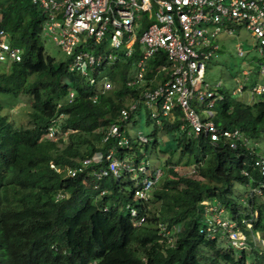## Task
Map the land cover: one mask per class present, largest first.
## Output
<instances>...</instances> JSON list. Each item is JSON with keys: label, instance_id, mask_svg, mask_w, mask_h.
<instances>
[{"label": "trees", "instance_id": "1", "mask_svg": "<svg viewBox=\"0 0 264 264\" xmlns=\"http://www.w3.org/2000/svg\"><path fill=\"white\" fill-rule=\"evenodd\" d=\"M43 19L32 0H0V32L22 51L19 61L0 65V95L26 96L31 119L29 126L16 127L1 112L0 100V264H264V252L253 238L255 232L264 237V199L247 190L263 180L253 164L257 150L187 139L179 131V118L163 119L157 126L142 104L124 126L128 148L118 147L115 139L102 142L107 127L139 96L126 86L133 59L101 66L92 78L70 72L67 56L57 63L46 53ZM159 64H167L164 53L149 61L146 78ZM103 73L114 87L94 101ZM245 80L243 91L251 90L257 78ZM150 86L147 81L143 88ZM219 92L223 99L215 105L216 125L238 128L254 142L264 135V95L243 102L225 86ZM142 110L146 124L153 123L146 144L136 142L131 132ZM52 128L56 140L47 136ZM162 133L171 134L189 155L195 172L180 175L166 159L147 201L134 197L136 181L130 174L95 181L93 172L103 164L83 165L96 151L113 146L116 154L135 151L142 158L143 152L158 148ZM237 186L247 191L244 199L236 194ZM204 201L217 203L225 221L246 234L249 252L220 237L223 227L210 219ZM132 207L137 216L130 215ZM243 219L251 220L252 228ZM209 225L216 228L213 239L207 238Z\"/></svg>", "mask_w": 264, "mask_h": 264}, {"label": "built area", "instance_id": "2", "mask_svg": "<svg viewBox=\"0 0 264 264\" xmlns=\"http://www.w3.org/2000/svg\"><path fill=\"white\" fill-rule=\"evenodd\" d=\"M32 2L44 16L41 26L43 38L52 41L70 59V72L92 78L91 74L101 66L111 67L126 58L133 59L126 86L137 89L139 96L130 100L127 108L121 110L118 122L107 127L102 142L115 139L118 147L128 148L130 138L125 134L124 126L130 113L142 104L150 111V118L157 126L162 124L163 119L179 118V131L187 139L203 137L216 146L222 142L224 145L229 143L233 148L244 146L250 153L257 150V143L252 142L240 129L219 127L214 122L215 105L223 99L219 90L224 84L221 80L209 82L206 68L211 59L219 54L221 40L238 37L244 29L253 38L258 57L256 60L249 59L256 63V67L248 64L242 70V75L245 79L252 74L257 78L263 77L262 82L256 81L247 91L251 99L255 95H264V0ZM6 36V33L0 32V65H9L21 59V49L7 42ZM161 53L165 54L167 64H159L153 70L152 77L146 78L149 61ZM236 53L239 57L245 55L240 46L236 47ZM147 81L153 86L143 88ZM97 84L94 101L114 87V82L106 73L99 76ZM242 92L241 84L232 91L233 94ZM69 97L71 101L74 92H70ZM54 131L50 129L47 136L55 139ZM134 140L146 144L151 138L137 132ZM115 151L114 146L105 153L96 151L83 161V165L103 164L93 172L95 181L109 175L117 178L122 174H130V178L136 181L134 197L147 201L151 190L163 176V169L151 166L148 160L137 158L135 151L130 156H122ZM253 164L263 180L251 189L250 195L256 192L264 199L261 190L264 188V154L257 151ZM75 172L73 169L68 173L73 176ZM203 203L207 205L210 219L223 227L225 233H222V237L226 236L235 247L238 244L246 245V234L220 216L223 213L220 207L207 201ZM219 211L220 215L216 218L214 215ZM130 215L137 216L134 207L130 209ZM143 221L144 217H141L139 223ZM251 224V220H248L247 228H251ZM207 230L210 232L207 236H215L216 228L209 225ZM254 241L264 252V238L257 235Z\"/></svg>", "mask_w": 264, "mask_h": 264}, {"label": "rangeland", "instance_id": "3", "mask_svg": "<svg viewBox=\"0 0 264 264\" xmlns=\"http://www.w3.org/2000/svg\"><path fill=\"white\" fill-rule=\"evenodd\" d=\"M43 45L46 53L53 57L57 63L65 60L66 55L52 41L44 40ZM237 46H240L244 50L245 55L243 57L237 55ZM257 57L258 54L254 47V40L251 35L243 29L238 34V37L232 36L221 40V51L207 64L206 77L209 82L221 80L227 89L233 91L237 85H244L246 83V80L242 75V70L246 69L248 66L249 59ZM252 78L257 77L251 75L248 79ZM260 81H263V77L261 76L257 78V82ZM249 83L250 81L247 84ZM234 97L243 102H250V100H253L249 97V92L247 90L242 93H235ZM259 98L260 96H254V100ZM0 100L3 106L1 112L16 127H26L31 124V119L29 117L30 108L26 96L20 95L13 98L8 95H0ZM135 120L136 122L131 126V132H141L148 135L153 130V123L146 124V114L144 110L140 112L138 118L135 117ZM160 136V144L158 148L155 150L148 149L146 153L140 150V153L143 152L145 154H143L142 158L148 160L151 166H161L166 159H169L170 166H173L180 175L193 174L192 170H195V167L190 160L191 158L182 148L176 146L174 140H172V135L162 133ZM256 142L258 143V153L264 154V135H261ZM236 189V194L240 195L241 199H244L245 195L248 194L247 191L246 193H243V187L241 186H237ZM247 190L248 192H251V188ZM215 205L219 207L217 203H215ZM250 209L252 208L250 207ZM253 212L254 214H257L256 210H253ZM217 215H220V211L216 212L214 216L217 218ZM222 215L223 213L220 216L223 217ZM226 216H228V213H226ZM244 221H246V223L248 222L246 219H244ZM257 235L262 237L261 234H256V237ZM207 238L213 239L214 237L213 235H210L207 236ZM222 239L225 241L228 240L226 236L222 237ZM242 248L248 251V247L245 244H238L236 246V249L241 250ZM247 264H250V262H247Z\"/></svg>", "mask_w": 264, "mask_h": 264}, {"label": "clouds", "instance_id": "4", "mask_svg": "<svg viewBox=\"0 0 264 264\" xmlns=\"http://www.w3.org/2000/svg\"><path fill=\"white\" fill-rule=\"evenodd\" d=\"M252 142H254V141H252ZM256 143H257V142H256ZM257 146H258V143H257ZM257 149H258V148H257ZM257 151H258V150H257ZM159 167H160V166H159ZM241 222H242L243 225H246V221H244V219H243ZM251 228H252V224H251ZM239 229H240V228H239ZM256 234H260V233H259V232H255L253 238L256 237ZM262 237H263V236H262ZM263 238H264V237H263ZM227 241H228V240H227ZM227 241H226V242H227ZM228 242H229V241H228ZM254 242H255V241H254ZM246 245H247L248 248L250 247V245H248L247 243H246ZM256 245H257V244L255 243V246H256ZM232 246H233V245H232ZM257 246H258V245H257ZM257 246H256V248H257L260 252H263V251H261V249H260L259 247H257ZM233 247L236 248L235 246H233ZM245 248H246V247H245ZM243 249H244V248H243Z\"/></svg>", "mask_w": 264, "mask_h": 264}]
</instances>
